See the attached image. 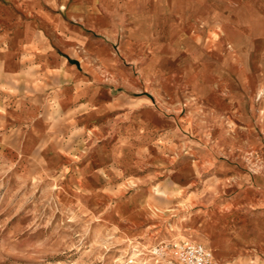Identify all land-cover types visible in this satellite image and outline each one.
<instances>
[{
    "label": "rangeland",
    "instance_id": "obj_1",
    "mask_svg": "<svg viewBox=\"0 0 264 264\" xmlns=\"http://www.w3.org/2000/svg\"><path fill=\"white\" fill-rule=\"evenodd\" d=\"M186 6L144 0V26L117 4L92 17L102 61L87 66L112 101L125 92L124 164L108 159L115 122L80 159L0 138V264H175L160 249L202 234L209 264H264V0Z\"/></svg>",
    "mask_w": 264,
    "mask_h": 264
},
{
    "label": "crops",
    "instance_id": "obj_2",
    "mask_svg": "<svg viewBox=\"0 0 264 264\" xmlns=\"http://www.w3.org/2000/svg\"><path fill=\"white\" fill-rule=\"evenodd\" d=\"M164 2L167 14L187 12V0ZM111 4L132 13L134 24L145 25L144 0H0V109L5 110L0 138L23 157L94 155L96 131L111 137L115 122L119 142L108 159L124 164V144L132 134L116 128L127 111L126 103L116 101L125 92L112 101L115 94L104 74L87 66L102 61L103 45L94 38L100 28L92 17L111 14ZM178 173L191 175L187 169ZM193 237L200 244L212 240Z\"/></svg>",
    "mask_w": 264,
    "mask_h": 264
},
{
    "label": "built area",
    "instance_id": "obj_3",
    "mask_svg": "<svg viewBox=\"0 0 264 264\" xmlns=\"http://www.w3.org/2000/svg\"><path fill=\"white\" fill-rule=\"evenodd\" d=\"M160 250L161 254L170 252L175 257V264H209L212 259L205 245L191 241L168 244Z\"/></svg>",
    "mask_w": 264,
    "mask_h": 264
},
{
    "label": "bare ground",
    "instance_id": "obj_4",
    "mask_svg": "<svg viewBox=\"0 0 264 264\" xmlns=\"http://www.w3.org/2000/svg\"><path fill=\"white\" fill-rule=\"evenodd\" d=\"M141 20H143V19H141ZM123 164V163H122ZM210 251V250H209ZM211 253V252H210ZM212 255V254H211Z\"/></svg>",
    "mask_w": 264,
    "mask_h": 264
}]
</instances>
